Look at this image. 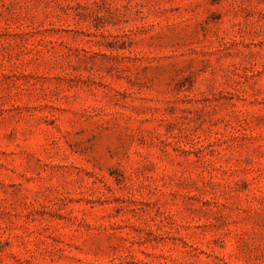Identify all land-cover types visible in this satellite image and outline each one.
<instances>
[{"label": "rangeland", "instance_id": "rangeland-1", "mask_svg": "<svg viewBox=\"0 0 264 264\" xmlns=\"http://www.w3.org/2000/svg\"><path fill=\"white\" fill-rule=\"evenodd\" d=\"M0 264H264V0H0Z\"/></svg>", "mask_w": 264, "mask_h": 264}]
</instances>
